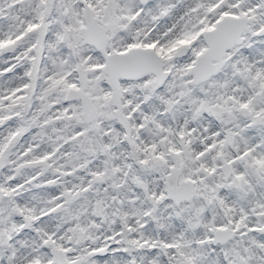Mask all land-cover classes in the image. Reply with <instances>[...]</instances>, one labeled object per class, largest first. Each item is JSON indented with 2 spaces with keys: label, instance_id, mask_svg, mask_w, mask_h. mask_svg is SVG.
I'll use <instances>...</instances> for the list:
<instances>
[{
  "label": "snow or ice",
  "instance_id": "1",
  "mask_svg": "<svg viewBox=\"0 0 264 264\" xmlns=\"http://www.w3.org/2000/svg\"><path fill=\"white\" fill-rule=\"evenodd\" d=\"M0 264H264V0H0Z\"/></svg>",
  "mask_w": 264,
  "mask_h": 264
}]
</instances>
